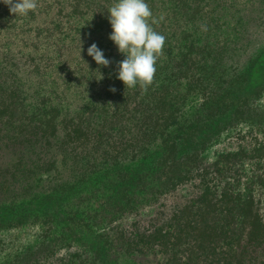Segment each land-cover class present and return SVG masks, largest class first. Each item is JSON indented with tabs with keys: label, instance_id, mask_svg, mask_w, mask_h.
Masks as SVG:
<instances>
[{
	"label": "trees",
	"instance_id": "1",
	"mask_svg": "<svg viewBox=\"0 0 264 264\" xmlns=\"http://www.w3.org/2000/svg\"><path fill=\"white\" fill-rule=\"evenodd\" d=\"M259 1L146 0L166 42L144 91L117 78L125 56L109 39L107 11L116 0H39L27 16L0 0V229L45 219L96 264H264V199L252 183L226 180L232 167L218 165L233 155L220 154L213 180H197L205 150L264 91V47L221 77L236 57L227 34L244 36L243 11ZM93 43L109 66L88 55ZM199 94L203 110L182 122L188 97ZM129 153L131 162L118 161ZM187 182L195 198L125 252L63 209L98 190L108 210L124 211ZM40 249L20 261L39 260Z\"/></svg>",
	"mask_w": 264,
	"mask_h": 264
},
{
	"label": "rangeland",
	"instance_id": "2",
	"mask_svg": "<svg viewBox=\"0 0 264 264\" xmlns=\"http://www.w3.org/2000/svg\"><path fill=\"white\" fill-rule=\"evenodd\" d=\"M259 2L261 6L257 8ZM259 2L253 6L255 8L250 7L243 11L248 16L242 21L244 36L238 39L234 30L232 34H227L237 48L234 52L236 57L230 59L228 70L221 75L223 78H231L241 72L249 58L264 47V0ZM204 104L205 99L200 94L190 95L181 121L191 122L196 112L201 113ZM220 154L233 155L228 163L221 162L218 165L222 168L232 167L233 171L228 174L230 179L226 180H242L243 188L252 183L256 193L264 199V91L251 105L246 119L234 122L229 130L223 132L205 150L202 154V166L207 168L204 172L200 171L197 180H213L210 178L211 172L217 169L214 164ZM133 159V153H129L118 161L128 163ZM195 185L187 182L166 194L134 204L124 211L108 210L106 202L103 201V193L91 190L67 201L63 209L65 212L76 213V218L93 226L107 236L113 245L125 252L130 250L129 245L139 232L164 224L176 210L194 199L199 193ZM98 203L102 207L98 208ZM52 226L43 219L18 228L0 229V264H96L90 249L72 241L59 229H49ZM39 247V260H30L26 255V260L20 261L24 252L27 254V251ZM125 262L142 264V261L136 262L129 258Z\"/></svg>",
	"mask_w": 264,
	"mask_h": 264
},
{
	"label": "clouds",
	"instance_id": "3",
	"mask_svg": "<svg viewBox=\"0 0 264 264\" xmlns=\"http://www.w3.org/2000/svg\"><path fill=\"white\" fill-rule=\"evenodd\" d=\"M15 16H27L39 6V0H2ZM112 32L109 39L125 59L118 63V76L126 88L137 85L147 91L154 83L157 61L164 54L166 37L152 27L153 13L146 0H116L107 9ZM81 52V51H80ZM87 53L97 65L107 67L111 61L93 43ZM102 75L101 78L102 79ZM113 92L115 88L111 89Z\"/></svg>",
	"mask_w": 264,
	"mask_h": 264
}]
</instances>
